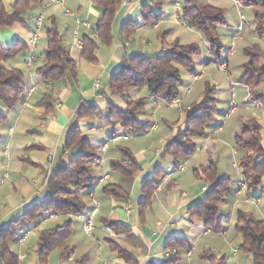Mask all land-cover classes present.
<instances>
[{"label":"crops","instance_id":"1","mask_svg":"<svg viewBox=\"0 0 264 264\" xmlns=\"http://www.w3.org/2000/svg\"><path fill=\"white\" fill-rule=\"evenodd\" d=\"M230 1L238 14L237 24L233 28L235 36L239 17L243 16L240 14L238 0ZM0 2L10 10L16 0ZM145 4L151 6L153 3L151 0H120L112 20L111 39L108 42L99 39L94 33L104 13L102 5L94 0H64L62 6L51 5L49 0H38L21 13L22 23L0 30L1 46L12 47L16 43L25 46L14 59L2 65L6 69L22 71L26 90L23 103L10 111L0 104V229L6 228L27 207L45 199L47 179L60 160L69 162L82 154L79 147L70 151L63 150L66 133L76 121L80 105L92 103L101 113L100 117L85 116L76 121L80 133L89 141V153L97 158L90 172L94 185L91 190L82 194L86 212L93 208L94 201L98 203L92 235L87 239L77 238L81 235V222L76 217L54 215L43 221L31 222L28 228L30 232L23 242L17 244L15 241L8 246L15 255L17 264H103V261L106 264H126L112 249L113 243L107 240L105 234L107 224L117 223L128 227L131 235L144 247H133L125 236L113 240L130 253L136 264L138 256L145 264L163 261L165 246L170 240L180 239L187 243L190 230L194 227V220H189L188 208L200 201L209 189L210 184L201 175V170L214 162L217 163V181L229 180V192L219 206L220 211L228 209L225 213L230 214L232 211L237 216L238 212H242L257 220H264V206L261 207L264 179L258 188L247 191L245 196H236L238 181L243 178L238 171V161L243 158V152H237L233 144L242 125L253 120L259 125L261 147L264 150V107L252 98L255 92L264 93V80L255 87L243 85V96L237 97V93H232V97L237 98L241 106L235 105L233 113L240 111V115L229 130V135H225V129L221 127L210 139L206 135L194 138L196 152L181 161L176 169L173 168L172 158L163 155L165 145L174 135L165 134L159 124L150 122L149 119L164 124V116L172 110L182 113L184 108L180 105L179 98L172 104H163L150 97L146 88L132 89L123 97L112 95L107 88L110 76L118 70L124 57L134 54H162L173 42L187 46V42L197 36L181 19L180 5L177 2L166 0L160 7L163 18L152 26L143 24L141 13ZM64 10L70 15H65ZM38 19H41L39 27L36 26ZM75 19L80 22L79 25L75 23ZM129 19L135 20L138 26L129 37L121 36V27ZM83 23H87L88 28ZM52 25L56 26L70 57L75 61L74 83L66 79L44 83L36 73L41 64V53L46 47L47 30ZM75 31L76 38L80 41L84 36L96 40L94 61L81 58V50L73 47ZM33 37L34 44L31 45L30 39ZM132 38H139L146 43L135 44ZM197 77H194V83L198 81ZM96 81L99 82L97 88L94 87ZM46 94H50L53 101L48 113L40 105ZM142 99L144 107L137 115V120L150 124L147 133L135 134L123 131L118 125H107L109 105L125 110L127 104ZM200 99L201 96H198L194 103H198ZM194 103L187 105L186 111ZM146 105L152 107L150 113L145 110ZM167 128L172 131L169 126ZM182 128L183 124L177 130ZM150 131L153 132L147 135ZM123 151L134 158L139 168L131 179H125L110 169L112 162H126ZM51 155L53 160L49 162L48 157ZM232 168L238 173V178L234 180L231 178ZM105 176L107 178L100 183ZM146 179H154L158 185L152 191L149 204L140 211L143 200L141 183ZM106 186H111L116 194L104 193ZM227 218L228 214H221L220 221ZM69 220L72 234L67 244L73 249L70 255L72 260H61L59 251L53 250L44 263H41L37 253L39 234L62 226ZM196 226V229H201L198 236L212 234L208 232L209 229L201 228L204 226L201 220ZM225 233L226 229H223L221 234L224 236ZM238 237L241 238L240 235ZM229 243L233 247L234 244L227 241L231 262L236 264L233 258L238 252L233 254ZM192 250L190 245L187 252L189 256L187 253L184 256L186 261H191Z\"/></svg>","mask_w":264,"mask_h":264},{"label":"trees","instance_id":"2","mask_svg":"<svg viewBox=\"0 0 264 264\" xmlns=\"http://www.w3.org/2000/svg\"><path fill=\"white\" fill-rule=\"evenodd\" d=\"M38 0H16L10 10H7L0 2V30L9 28L16 23H22L21 13L36 3ZM101 4L104 10L102 18L98 21L94 33L99 39L109 41L111 39V24L115 11L120 0H94ZM152 5H143V24L152 26L163 18L160 7L166 0H151ZM180 5L181 17L185 25L201 33L205 40L210 55L213 59L220 58L222 47L218 42L216 28L223 25V11L212 5V0H172ZM239 4L245 7L264 8V0H238ZM254 33L260 39L264 38V12L257 11L254 14ZM138 23L135 20H126L120 30L121 36L132 35ZM24 45L16 43L12 47L0 45V104L7 111L23 103L26 90L24 75L22 71L15 68L6 69L3 63L14 59L24 48ZM97 48L96 40L90 36L82 39L81 58L87 61H94V52ZM198 54V48L193 45H181L177 41L162 54H134L126 56L116 72H114L106 86L114 96H125L132 89L146 88L150 97L162 102L172 104L178 99V86L180 84L179 68H188L194 56ZM247 62L243 64V73L239 83L255 87L264 80V52L253 45L244 50ZM44 83L55 82L66 79L71 83L76 78V64L70 57L64 40L55 25L47 30L46 47L41 53V64L36 71ZM253 100L264 107V93L255 92ZM48 113L53 106L50 94H46L41 100ZM144 107V100H137L127 104L125 110L109 105L107 125H118L123 131H130L135 134H145L150 129V124L137 120V115ZM216 113V99L213 90L207 85L205 92L198 103L193 104L186 111V119L183 128L178 129L174 137L165 145L164 156L172 158L173 168L176 169L179 163L190 158L196 152L194 138L203 137L207 128H215L213 119ZM85 116L100 117L101 113L92 103H82L76 114V121ZM5 116L3 115L2 118ZM76 121L69 127L63 144V150L70 151L79 147L82 154L71 159L69 162L60 160L52 169L45 186V199L27 207L21 215L12 220L4 229H0V262L2 264H17V259L9 250V244L17 239L18 231L29 228L34 221H43L50 216L60 215L78 217L83 215L87 208L82 199L85 191L91 190L94 185V178L91 176L92 165L97 158L89 153L90 144L84 137L76 124ZM234 146L237 152H243L240 166L243 168V179L248 191L258 188L264 179V150L261 147V135L259 125L250 120L242 125L234 137ZM126 162H112L110 169L117 172L125 179H131L139 169L134 158L127 152ZM216 166L210 164L201 170V175L210 184L204 197L188 208L189 220L199 219L206 229L212 233L223 231L221 221L218 219L219 206L226 199L229 192V180L217 181ZM158 185L154 179H146L141 183L143 200L140 203L143 207L149 204L152 191ZM104 193L115 195L116 191L111 186L104 187ZM117 233L124 234L133 247L144 248L143 245L133 236L122 223L107 224ZM235 232L241 236L242 244L240 250L251 257L252 264H264V220H257L249 214L238 212L234 223ZM71 220L62 226L44 230L39 234L37 253L40 262L44 263L45 258L53 250L59 251V258L67 260L73 253V249L67 244L71 237ZM112 249L126 264H136V260L126 250L120 248L113 240ZM176 249L177 253L164 259L159 263L149 264H177L181 251L187 253L190 246L180 239L170 240L165 250ZM209 264H226L224 257L203 255Z\"/></svg>","mask_w":264,"mask_h":264},{"label":"rangeland","instance_id":"3","mask_svg":"<svg viewBox=\"0 0 264 264\" xmlns=\"http://www.w3.org/2000/svg\"><path fill=\"white\" fill-rule=\"evenodd\" d=\"M166 2V1H165ZM213 6L223 11L224 24L219 25L216 28V34L218 36V42L222 47L220 58L215 60L210 55L208 46L203 39L201 33L194 30L197 36L190 40L188 45H193L198 48V54L194 56L191 65L188 68H179L180 84L178 86L179 101L180 105L183 106L184 110L182 113H178L177 110H172L167 116L165 115V123L161 124L158 121L149 119L150 122H156L161 126L162 131L167 135H175L177 128H179L186 119V106L196 101L198 96H203L206 86L208 85L213 90V96L216 99V113L213 116L215 125H222L225 129V135H229V130L232 128L236 121L240 111L232 113L230 119H225L224 116L228 112L231 104L240 105L237 98L232 97V93H237V97L243 96L244 87L239 83V79L242 75V66L247 62V58L244 54V50L250 46L257 45L264 52V38L260 39L254 33V14L257 11L264 12V8L261 7H245L239 4L240 14L244 17L243 29L240 33L241 37L233 40L234 37V26L237 24V9L230 0H212ZM182 19V17H181ZM174 28V27H173ZM135 44L146 43L139 38H132ZM202 40V41H201ZM233 44V45H232ZM233 47L234 54L230 56L228 61L227 70L221 72L218 70L217 65L226 58V51ZM198 76V81L194 83L193 79ZM187 90L190 94L187 95ZM195 104V103H194ZM241 106V105H240ZM152 107L146 105L145 110L150 113ZM169 128L172 129L170 131ZM150 131L147 135L151 134ZM217 132L213 131V128H207L205 130L206 138L210 139L214 137ZM158 134V133H157ZM153 134V135H157ZM144 135V134H143ZM209 136V137H208ZM234 144V139H233ZM217 166V163H213ZM217 168V167H216ZM238 171L242 174L243 168L240 166L238 161ZM231 178L237 179L238 173L235 169H231ZM262 206H264V198L262 197ZM222 210V209H221ZM228 209L220 211L218 213V219L221 214H228V218L225 221H221L222 229H226V233L223 236L221 233L207 234V236H198L200 230L196 229V225L199 223V219H194V227L190 230L187 244L193 247L191 261H186L185 252L181 251L179 254V261L177 264H209L208 260L202 258L203 255L214 256L217 258L224 257L226 264H232V258H230L227 241L232 242L234 247L237 249V256L234 259L236 264H252L251 257L240 250L242 239L238 237V234L234 229V221L236 220V212L225 213ZM224 212V213H223ZM95 224V223H94ZM201 228H204L201 227ZM81 235L77 238L87 239L80 230ZM138 264H145L140 256L137 258Z\"/></svg>","mask_w":264,"mask_h":264},{"label":"built area","instance_id":"4","mask_svg":"<svg viewBox=\"0 0 264 264\" xmlns=\"http://www.w3.org/2000/svg\"><path fill=\"white\" fill-rule=\"evenodd\" d=\"M49 3L51 5H61L62 6L63 3H64V0H49ZM64 14L65 15H70V13L67 10H64ZM243 21H244L243 17H239V23H238V25L236 27V33H235V36L233 37V40H236V39H238L240 37ZM40 23H41V19H38L37 22H36V26L39 27ZM75 23L77 25L80 24V22H78L76 19H75ZM83 25L88 28V24L87 23H83ZM76 34H77V32L75 31L74 39H73V47L75 49L81 50L82 49V41H80V40H78L76 38ZM30 44L31 45L34 44V37L30 39ZM233 50H234L233 47L228 49V51L226 53L227 54L226 58L222 59V61L217 65V68H218L219 71L225 72L227 70V66H228L227 59L232 55ZM98 86H99V82L96 81L94 83V87L97 88ZM235 108H236V106L234 104H231L230 107H229V110L225 114L224 118L225 119L229 118L230 115L235 110ZM221 127H222V125H218L217 127L213 128V131L214 132H218V131L221 130ZM52 160H53V156L51 155V156L48 157V161L51 162ZM106 178H107L106 176L103 177V179H101L99 182L100 183L103 182ZM157 188H159V186ZM247 191H248V189H247V185H246L244 179L240 178V180L238 181V190L236 192V196H238V195L245 196ZM97 209H98V203L94 201V206H93V208L91 210L85 212L81 216L76 217L81 222L82 233L85 236H87V237H90L92 235L94 229H95L94 217H95V215L97 213ZM127 211H129V205H127ZM29 232H30V229H25V230L18 231L16 243L17 244H21L23 242V240L25 239V237L29 234ZM208 232H211V231L209 230ZM105 234H106V238H110V239H114V240L115 239L124 238V234L117 233V232L113 231L111 228H106L105 229ZM229 247H230L231 252L233 254L237 252V250L232 246L231 243H229ZM176 253H177L176 249L165 250L164 253H163V258L164 259H168V258L174 256ZM187 256H189V253H187ZM69 260H72V259L69 257ZM103 264H106V261H103Z\"/></svg>","mask_w":264,"mask_h":264}]
</instances>
